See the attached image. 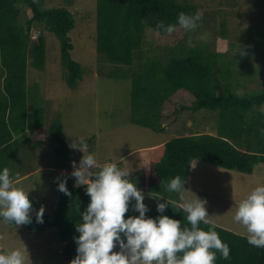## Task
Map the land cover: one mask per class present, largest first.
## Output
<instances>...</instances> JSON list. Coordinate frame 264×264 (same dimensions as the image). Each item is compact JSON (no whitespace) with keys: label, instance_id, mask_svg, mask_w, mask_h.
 Segmentation results:
<instances>
[{"label":"trees","instance_id":"1","mask_svg":"<svg viewBox=\"0 0 264 264\" xmlns=\"http://www.w3.org/2000/svg\"><path fill=\"white\" fill-rule=\"evenodd\" d=\"M63 1V6H51L50 0H0V168L13 167L11 159L17 154L21 139H38V132L45 131V108L36 100L37 92L33 87L37 83L28 80V69L46 68V32L54 33L59 39L66 83L74 88L84 77L82 63L71 54L74 44L70 32L77 26V19L68 6L75 0ZM259 1L264 3V0ZM198 9L199 3L192 0H96V48L117 65L112 64L108 76H126L132 82V123L164 132L166 123H183L186 116L196 111L206 109L217 113V134L180 135L144 150L143 158L149 171L141 179L155 194L154 203L148 206L146 213L152 217L160 214L156 198L164 196L167 183L177 175L185 177L186 183L195 160L244 173H252L255 165L264 163V134L261 132L264 129V86L256 89L260 86L245 84H254V77L259 75L255 66L261 62L256 61L253 51L263 46L258 35L264 39V33L258 31V35L252 37L250 34L256 30L250 29L251 44L239 39L244 45H238L229 35L227 20H221L216 26L215 18L207 10L203 11L198 27L190 32L177 26L168 34L157 27L158 21L176 23L181 11L194 13ZM149 27L157 33V46H150L145 53L143 47ZM34 29H37L35 38ZM223 39L230 41L223 44ZM239 46L247 56L244 60H238L233 54ZM244 72L246 78H241ZM242 79L246 80L240 82ZM63 129L59 120L49 128L55 146L53 154L60 167H65L70 160L77 162V153L70 149ZM15 172L14 169L10 175H19ZM28 172L31 173L25 171ZM67 187L71 196L61 192L55 210L51 215L44 213L42 223L36 221L35 213L31 214L30 223L22 225L37 231L56 227L71 260L77 254L74 237L79 233L75 225L90 197L86 193L87 186L76 184L73 178L67 182ZM167 198L173 204L168 205L164 214L190 227L182 211L183 201ZM30 199L36 206L35 199L31 196ZM133 204L131 201L126 217L138 215ZM215 226L230 248L228 259L217 251L216 264H264V248L250 245L245 235ZM200 227L207 229L209 225L201 223Z\"/></svg>","mask_w":264,"mask_h":264},{"label":"rangeland","instance_id":"2","mask_svg":"<svg viewBox=\"0 0 264 264\" xmlns=\"http://www.w3.org/2000/svg\"><path fill=\"white\" fill-rule=\"evenodd\" d=\"M192 1L199 3L201 10L210 11L211 17L216 20V26L221 20L226 19L229 35L238 45H244L239 39L249 41L251 44L250 36L258 35V31L264 33V3L259 0ZM49 5L63 6L65 2L50 0ZM68 7L77 19V26L70 32L74 44L71 54L75 60L82 63L84 77L74 88L66 83L64 79L66 69L60 62L59 39L54 33L46 32V68L38 70L29 67L28 69V80L37 83V86L33 87V91L37 92L36 100L45 108V131L42 134L38 132V139H43L41 142H38L37 138L20 140L17 154L11 159L13 167L10 170L15 169V173L19 174H24L25 171L31 173L28 172L29 174L21 181L15 180L18 175L14 173L13 183L29 191V196L35 199L37 205L32 203L31 214H35L41 207L44 208L45 214L53 213L60 194L58 183L65 177L69 181L73 170L70 162L69 169L63 171L65 174L63 177L59 171L60 162L53 154L55 146L51 141L49 128L59 120L63 123V134L69 145L73 140L80 138L86 142V150L95 155L98 164L114 161L118 166L131 172V179L143 191L144 202L149 206L154 203L155 194L149 191L148 186L141 179V176L149 171L147 162L143 158L144 150L180 135L197 132L217 134V113L206 109L196 111L186 116L183 123H166L167 130L164 132L132 123L130 120L132 82L126 76H108L107 71L114 63L109 62L96 48V0H75L72 6ZM28 13L31 14V11L28 10ZM250 29H255L256 32L249 36ZM36 30L34 29V38L37 37ZM146 34L143 51L148 53L150 46H157L155 39L157 33L149 27ZM262 39L263 36L259 38L258 35V40L262 41L263 46L253 51L256 61L261 62L255 66V72L259 73L258 80L254 77L256 79L254 84L245 83L249 87L260 86L256 89L264 86V39ZM228 41L230 40L223 39V44ZM233 54L238 60L247 58L246 54L236 51H233ZM1 73L0 68V75ZM241 78H246L245 72ZM245 80L242 79L240 82ZM70 149L77 153L78 164L83 153L79 149L71 147ZM195 162L197 167L195 181L191 188L185 189V195L189 199H194L196 195L206 199L209 220L246 236V229L235 222L233 216L239 201L245 198L258 183H264V163L255 165L252 173H244L206 161L195 160ZM52 166L57 167L58 172L51 170ZM74 182L76 183L75 177ZM76 184L87 186L79 184V181ZM163 195L178 198L174 192L164 191ZM14 247L25 250V264H69L70 262L56 227L37 231L24 225L0 220V252ZM114 250H118V245Z\"/></svg>","mask_w":264,"mask_h":264},{"label":"clouds","instance_id":"3","mask_svg":"<svg viewBox=\"0 0 264 264\" xmlns=\"http://www.w3.org/2000/svg\"><path fill=\"white\" fill-rule=\"evenodd\" d=\"M203 17V10L194 13L181 11L176 23L157 22V27L171 34L177 26L186 31L195 30ZM244 54L239 46L236 53ZM264 134V129H261ZM79 149L83 155L77 164L68 161L60 170L69 169L76 183L86 184V193L90 197L85 210L80 213L76 223L78 236L76 255L69 264H216L217 251L224 259L230 256L228 244L220 238L215 224L208 219L206 199L196 195L189 199L185 195V177H173L165 191L176 193L183 201L182 211L188 224L165 213L173 202L166 196L156 198L159 215H146L149 211L144 202V193L131 179V172L118 166L116 162L98 164L93 153L88 152L82 139L73 140L70 145ZM10 167L0 168V220L22 225L31 222L32 200L29 191L13 183ZM71 178V179H72ZM70 179V180H71ZM69 180V181H70ZM67 177L60 180L58 190L71 196L67 187ZM193 192V191H192ZM59 194V197H60ZM59 201V199H58ZM138 215H128L130 202ZM58 204V203H57ZM57 206V205H56ZM44 208L36 211V221L43 222ZM233 220L246 229V240L250 245L264 248V183H258L237 205ZM201 223L209 225L207 229ZM118 245V250H114ZM25 250L21 247L5 249L0 252V264H25Z\"/></svg>","mask_w":264,"mask_h":264},{"label":"crops","instance_id":"4","mask_svg":"<svg viewBox=\"0 0 264 264\" xmlns=\"http://www.w3.org/2000/svg\"><path fill=\"white\" fill-rule=\"evenodd\" d=\"M192 168H191V172H190V174H189V176H188V178H187V181H186V183H185V187L186 188H191V186H193V184H194V181H195V178H194V175H195V170H196V162L195 161H193V163H192ZM28 174H26V173H24V175L23 174H19L17 177H16V179L15 180H17V181H21L22 179H24L25 178V176H27ZM181 204H183V202H181Z\"/></svg>","mask_w":264,"mask_h":264}]
</instances>
